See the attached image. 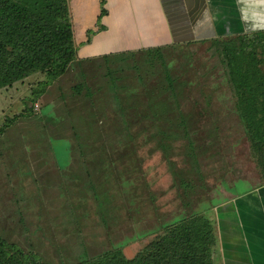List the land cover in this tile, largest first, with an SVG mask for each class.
<instances>
[{"label":"rangeland","instance_id":"374dc122","mask_svg":"<svg viewBox=\"0 0 264 264\" xmlns=\"http://www.w3.org/2000/svg\"><path fill=\"white\" fill-rule=\"evenodd\" d=\"M84 1L82 12L101 9ZM81 2L69 0L71 19ZM262 29L247 24L242 34ZM188 43L169 50L172 87L159 65L136 69L129 62L124 70L100 56L74 63L41 99L31 100L40 74L0 91V127L10 123L0 137L4 239L50 264H76L112 249L132 258L172 221L224 201L225 187L240 193L261 179L213 43ZM150 106L165 109V119H154ZM120 107L134 125L131 135L118 132ZM138 114L151 119L139 124ZM41 128L57 138H49L52 150L38 137Z\"/></svg>","mask_w":264,"mask_h":264},{"label":"trees","instance_id":"16d2710c","mask_svg":"<svg viewBox=\"0 0 264 264\" xmlns=\"http://www.w3.org/2000/svg\"><path fill=\"white\" fill-rule=\"evenodd\" d=\"M100 4L96 30L87 31L85 43L91 42L97 32L106 30L102 25V18L107 14L104 8L105 0H100ZM207 40L213 43L215 56L224 67L225 75L234 88L237 99L235 111L244 126L258 175L264 180V29L251 34ZM173 47L160 46L119 52L103 55L100 59L106 62L111 59L118 60L124 70L128 68L129 62L136 69L143 63L149 68L159 65L162 69L157 68L156 71L158 74L163 73L165 83L172 87L175 80L169 70L168 54ZM78 51L79 45L75 41L73 22L69 14V0H0V91L15 90V87L30 80V76L40 74L44 76V80L31 86V100L41 99L47 89L63 77L74 63L90 61L91 58L80 60ZM141 57L143 61H140ZM138 80L141 84V78L138 77ZM112 82L113 87H117L114 81ZM81 87L80 84L75 88L80 91ZM112 91L114 92L111 94L116 96L115 89ZM86 92L91 94L90 91ZM151 108L150 106V115L154 119L157 120L160 115L165 119V109L159 113V109ZM123 110L119 113L118 132L131 135L134 125L128 119V112ZM138 117L139 124L144 119H151L141 114H138ZM181 124H184L183 120ZM9 127L8 122L0 127V137L6 134ZM47 132L48 130L41 128L37 132L38 137L48 141L49 138L57 139ZM159 134L169 137V133L165 131H160ZM19 146L27 150L25 145ZM49 147L52 150L50 141ZM190 147L194 149L191 144ZM57 168L59 169L58 165ZM210 211L205 209L192 212L172 221L173 223L165 227L162 235L157 236L132 258L126 257L121 249H112L93 257L84 255L76 264H214L213 254L217 237L209 216ZM0 264L50 263L7 241L0 233Z\"/></svg>","mask_w":264,"mask_h":264},{"label":"crops","instance_id":"0c3cea01","mask_svg":"<svg viewBox=\"0 0 264 264\" xmlns=\"http://www.w3.org/2000/svg\"><path fill=\"white\" fill-rule=\"evenodd\" d=\"M85 3L73 8L80 19L77 26L72 19L77 44L96 30L101 10L91 6L82 12ZM95 6L101 8L100 0ZM104 8L106 30L79 47L81 59L127 52L131 45L137 51L242 34L247 24L264 28V0H105ZM247 183L240 193L235 185L225 187L224 201L210 209L217 237L214 264H264V180Z\"/></svg>","mask_w":264,"mask_h":264},{"label":"built area","instance_id":"2783aa9c","mask_svg":"<svg viewBox=\"0 0 264 264\" xmlns=\"http://www.w3.org/2000/svg\"><path fill=\"white\" fill-rule=\"evenodd\" d=\"M36 108H38V105H36Z\"/></svg>","mask_w":264,"mask_h":264}]
</instances>
